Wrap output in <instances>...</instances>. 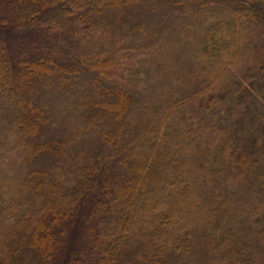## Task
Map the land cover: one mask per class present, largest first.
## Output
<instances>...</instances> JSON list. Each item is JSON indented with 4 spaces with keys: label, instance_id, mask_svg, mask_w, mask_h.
Masks as SVG:
<instances>
[{
    "label": "trees",
    "instance_id": "16d2710c",
    "mask_svg": "<svg viewBox=\"0 0 264 264\" xmlns=\"http://www.w3.org/2000/svg\"><path fill=\"white\" fill-rule=\"evenodd\" d=\"M0 6V264H264V0Z\"/></svg>",
    "mask_w": 264,
    "mask_h": 264
},
{
    "label": "rangeland",
    "instance_id": "374dc122",
    "mask_svg": "<svg viewBox=\"0 0 264 264\" xmlns=\"http://www.w3.org/2000/svg\"><path fill=\"white\" fill-rule=\"evenodd\" d=\"M2 6V5H1ZM0 6V7H1ZM17 46H18V41H13V43H12V47H13V49H15V48H17ZM80 236V235H79ZM80 239V238H79ZM80 241H81V239H80ZM80 242L79 241H77V244H79Z\"/></svg>",
    "mask_w": 264,
    "mask_h": 264
}]
</instances>
